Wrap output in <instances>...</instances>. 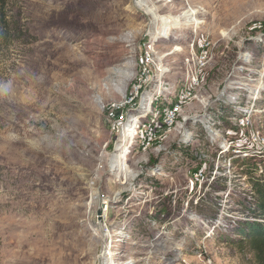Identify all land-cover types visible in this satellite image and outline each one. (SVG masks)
<instances>
[{
    "label": "rangeland",
    "instance_id": "obj_1",
    "mask_svg": "<svg viewBox=\"0 0 264 264\" xmlns=\"http://www.w3.org/2000/svg\"><path fill=\"white\" fill-rule=\"evenodd\" d=\"M189 8L195 20L160 33ZM6 12L24 37L0 25V264H258L248 240L220 236L246 217L240 164L264 162L250 139L263 115L203 120L245 111V91L264 87V0H8Z\"/></svg>",
    "mask_w": 264,
    "mask_h": 264
},
{
    "label": "trees",
    "instance_id": "obj_2",
    "mask_svg": "<svg viewBox=\"0 0 264 264\" xmlns=\"http://www.w3.org/2000/svg\"><path fill=\"white\" fill-rule=\"evenodd\" d=\"M8 0H0V25L10 33H14L13 37H24L23 27L20 24V17L12 16L9 20L6 7ZM3 22V24H2ZM4 25V26H3ZM12 35V34H11ZM233 109L222 110L218 112L221 118L228 115L233 116L236 113ZM223 112V113H222ZM226 124L228 121L224 120ZM185 147V146H184ZM182 148L189 156L194 157L189 151L190 147ZM194 150V149H193ZM242 167V175L248 183L249 190L245 193L242 200H237V204L241 210L247 212L245 218H239L234 221L233 233L234 238L220 236L225 241H242L248 240L252 250L255 252L258 264H264V162L258 163L255 159H243L240 164ZM239 165V166H240ZM259 165L263 166V173H259ZM214 180V179H213Z\"/></svg>",
    "mask_w": 264,
    "mask_h": 264
},
{
    "label": "built area",
    "instance_id": "obj_3",
    "mask_svg": "<svg viewBox=\"0 0 264 264\" xmlns=\"http://www.w3.org/2000/svg\"><path fill=\"white\" fill-rule=\"evenodd\" d=\"M209 46L208 42H203V45L201 46V50L199 51V54H197V64H198V69H202L206 66L207 62H208V51H207V47ZM190 57H188V62L190 61ZM189 78L194 82V83H198V73L195 71H191L189 74ZM245 95H247V97H249V99H247L248 102V106L243 110H240L241 112H237L235 115H233L232 117H234V119L230 118V116L221 118L220 115H218V111L214 112L213 114L215 116H212L211 118H206L204 119V127L206 129H211L213 127L216 128H220L224 123H226L224 120L230 122V121H235L236 122V126L240 127V128H249L252 126V122H253V117H255L258 113L259 115H263L264 118V107L258 103H262V101H264V87L263 88H248L245 91ZM188 98H190L191 96V92H188L186 94ZM238 98H241V96L239 95ZM239 101H242V99H239ZM250 104V105H249ZM263 104V103H262ZM182 102H178L174 105H172L171 109L168 111V113L166 114L165 117V123L168 125H172L174 124L177 120L178 117L180 116V113L182 111ZM250 139L252 142L256 143V144H262L264 145V136H262L260 134V132H256V131H252ZM259 173L261 174L263 173V166L259 165ZM103 214V212L101 213V215Z\"/></svg>",
    "mask_w": 264,
    "mask_h": 264
},
{
    "label": "bare ground",
    "instance_id": "obj_4",
    "mask_svg": "<svg viewBox=\"0 0 264 264\" xmlns=\"http://www.w3.org/2000/svg\"><path fill=\"white\" fill-rule=\"evenodd\" d=\"M146 3V1H142V3H140V5H144ZM156 11L155 8H150V12H154ZM199 13V10L197 9H193V8H189L184 10L183 13H181L180 15H178L176 18L172 19V18H166V17H161V21H162V30L160 33H162L164 31L165 34L169 33V30H171L172 26H174L177 23L181 22L180 18L185 19V21H190V20H195L196 19V15ZM177 50V49H176ZM127 179V177H125ZM128 181H123L121 184H125L127 185ZM124 185V187H125ZM127 187V186H126Z\"/></svg>",
    "mask_w": 264,
    "mask_h": 264
}]
</instances>
